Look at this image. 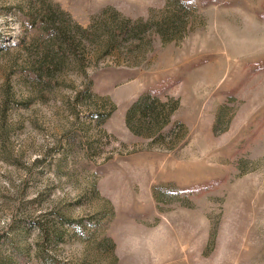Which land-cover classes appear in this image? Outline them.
Instances as JSON below:
<instances>
[{
	"label": "rangeland",
	"instance_id": "rangeland-1",
	"mask_svg": "<svg viewBox=\"0 0 264 264\" xmlns=\"http://www.w3.org/2000/svg\"><path fill=\"white\" fill-rule=\"evenodd\" d=\"M0 264H264V0H0Z\"/></svg>",
	"mask_w": 264,
	"mask_h": 264
},
{
	"label": "trees",
	"instance_id": "trees-1",
	"mask_svg": "<svg viewBox=\"0 0 264 264\" xmlns=\"http://www.w3.org/2000/svg\"><path fill=\"white\" fill-rule=\"evenodd\" d=\"M126 24V23H125ZM124 23L114 27L113 32L117 35H131L136 32L133 28H129ZM35 25L33 24L32 27ZM112 42V41H111ZM157 98H150V94L146 93L140 96L134 104L126 112V123L131 128V123H136V126L147 125L148 129L159 127L166 124L168 110L166 104L157 103ZM158 100V99H157ZM132 130H136L135 128ZM138 132V131H136Z\"/></svg>",
	"mask_w": 264,
	"mask_h": 264
}]
</instances>
